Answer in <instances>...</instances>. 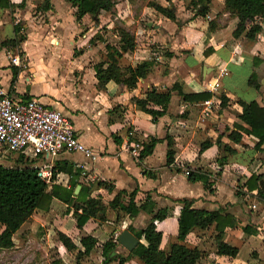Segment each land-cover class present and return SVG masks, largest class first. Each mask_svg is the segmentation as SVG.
Returning <instances> with one entry per match:
<instances>
[{
	"label": "crops",
	"instance_id": "crops-1",
	"mask_svg": "<svg viewBox=\"0 0 264 264\" xmlns=\"http://www.w3.org/2000/svg\"><path fill=\"white\" fill-rule=\"evenodd\" d=\"M10 1L14 4L12 9L0 5V42L13 35L11 18L19 21L25 37L14 48L0 43V86L17 97H35L59 109L71 120L78 139L96 156L91 159L79 151H61L49 156L52 164L60 161L63 166V170L55 173L52 182L61 186L64 196L67 195L65 189L74 183L73 194L81 187L79 198L87 193L98 195L106 207L103 219L89 217L78 228L72 209L67 207L65 200L52 195L49 208L34 209L11 235L12 245L0 247V251L14 250L28 232L39 231L42 227L46 235V239L42 238L44 251L47 247L57 251L45 264L54 257L64 262V254L71 251L64 249L56 238L55 230L63 231L78 245L79 236L84 234L95 236L98 242L109 234L117 235L118 228L111 226L112 232L104 233L106 228L102 226L111 229L110 225L119 220L122 221L121 228L128 225L134 228L136 215L130 218L117 207H109L107 202L117 190L128 192L135 188L134 200L137 203L148 192L155 207H168V215L155 222L161 231V247L175 239L176 217L182 204L177 199L184 197L192 199L190 206L218 208L221 214L229 213L235 220L232 225L224 226L222 233L225 242L237 247V252L231 256L216 253L214 222L205 227L193 225L188 229L184 242L197 246L201 251L194 264H264V203L251 195L255 189L235 192L236 186L242 184L250 173L264 171V139L258 146L254 145L257 138L253 134L234 126L238 124L248 128L238 117L240 106L236 99H253L264 105V89L256 90L247 83L251 71L256 72V79L262 85L261 81H264V14L255 18L260 30L249 38L245 30L252 21L245 19V28L233 35L237 17L228 13L223 0H210L204 15L193 14L184 6L183 0H171L176 21L151 8L155 19L152 26L146 22L149 30L143 34V41L140 42L136 36L143 29L136 27L134 48L121 55L128 57L127 63L131 64L153 58L147 73L138 78L133 87L114 81L98 87L93 64L87 68V80L79 79L76 72L82 71L84 63H81V57L87 49H102L103 40L96 39L94 44H90L88 38L101 26V21L106 27L111 25L110 11H99L95 20L89 13L76 19L75 7L67 0ZM128 3V0L114 2L121 5L113 6L112 10L117 9L114 18H125L127 22L125 15L128 9L125 7ZM34 7H39L40 15H34ZM154 42L166 51L158 53L147 45ZM73 47L79 53L74 54ZM12 65L16 67V75L10 83ZM68 68L74 75L72 83L66 79ZM173 81H177L181 91L189 96L194 93H203L204 96L184 99L172 91L164 113L154 121L130 100L131 96H142L143 91L151 86L163 90ZM213 82H217L215 87H211ZM221 95L225 96L223 103L220 102ZM205 100L209 103L205 104ZM203 108L205 112H202ZM128 126L140 141L147 136L160 138L140 161L126 145ZM231 129L241 133L237 142L228 138ZM216 137L234 149L224 161L218 159L222 152ZM1 152L9 154L4 149ZM35 161L39 163L41 159L37 157ZM188 167L210 172V187H205L200 180H188L185 172ZM98 180L111 183V189L98 184ZM259 181L264 184V179ZM76 185L78 188L74 191ZM121 195L125 202L126 193ZM50 235L53 237L49 239ZM94 248L98 249L99 258L89 262L100 264L99 247Z\"/></svg>",
	"mask_w": 264,
	"mask_h": 264
},
{
	"label": "trees",
	"instance_id": "trees-1",
	"mask_svg": "<svg viewBox=\"0 0 264 264\" xmlns=\"http://www.w3.org/2000/svg\"><path fill=\"white\" fill-rule=\"evenodd\" d=\"M75 7L74 15L78 19L82 14L89 13L93 20L96 19L97 14L101 10L111 11L114 6V0H67ZM166 4H161L158 1L150 0L147 2L156 11L164 16L176 21L175 7L171 0H165ZM210 0H183L186 8H190L193 14L204 15L209 8ZM224 8L229 14L237 17V23L233 29L232 34L237 35L242 29L245 19H250L252 22L247 26L245 34L249 38H253L260 30V24L255 18L264 14V0H223ZM0 5L12 9L14 4L10 0H0ZM13 35L9 38L1 40V44L14 48L24 39L25 35L21 30L19 21L11 18ZM117 41L110 43L99 34L91 35L88 38V43H94L96 39L104 41L105 58L93 63L94 76L98 87H104L107 81L121 82L126 87H133L138 78L143 77L148 69L153 64V58H145L131 64L126 63L120 66L117 58L123 52L130 51L134 48L135 41L133 34L124 26H116ZM75 53L76 51L73 50ZM12 76L10 83H13L16 75V67L11 66ZM256 72L251 71L247 77V83L252 85L256 90L260 87L264 89L263 85L256 79ZM175 91L184 99L186 98H201L203 93H194L189 96L187 93L181 91L179 83L173 81L168 87L163 90H157L155 87L143 91L142 96H131L130 100L134 102L140 110L150 115L151 121L162 115L165 111L166 105L170 99L171 92ZM225 96H220V102L223 103ZM240 106L238 117L248 125L247 127L235 124L234 126L246 133L253 134L257 141L254 145H259L264 139V105L258 104L256 100L244 101L236 99ZM127 130H132L128 126ZM228 138L237 142L241 133L237 130L231 129L228 132ZM129 139H136L133 135H128ZM160 138L155 136H147L141 140V148L138 150L136 156L140 161L144 155L151 152L152 147ZM221 149V154L218 156L219 160H225L227 154L234 151V149L227 143H221L219 137L215 140ZM168 143V141H167ZM17 161L23 160V155L19 154L16 157ZM25 164V162H24ZM63 170L60 161H55L51 167L49 181L37 174L35 167L27 164L6 165L0 162V247H9L12 245L11 235L20 226V224L28 219L31 213L36 208L48 209L50 198L56 195L65 200L67 207L72 209V215L75 217V225L81 228L83 223L89 217L98 219L104 218V211L106 205L101 201L98 195L90 196L88 193L85 197L79 198L82 193L80 187L76 194L72 193L74 183L65 189L67 195L61 193V186L52 182L55 173ZM65 171V170H64ZM187 179L190 181L200 180L205 187H210V172L201 170L200 168L192 169L185 168ZM264 179V171L259 173H250L242 184L236 186V193H244L255 189V193L251 194L260 202L264 203V186L258 184L259 180ZM104 188L110 190L112 184L105 180H98ZM244 185V190L242 189ZM126 193V201L123 202L121 194ZM136 189H131L128 192L120 189L107 202L109 207H117L128 217H134L140 210L148 214L144 224L140 227L127 228L138 239L137 243L131 250H127L125 254H121L118 250L116 235L109 234L106 239L98 242L97 238L90 234L79 236L78 245L72 238L63 231L56 229V238L60 241L62 246L67 251H72L76 262L80 261L81 257L87 255L95 246L99 247L101 261L100 264H108V262L115 260V264H122L131 255H135L142 261L143 264H194L195 260L201 255V251L195 245H188L185 241V235L188 229L195 225L198 227H205L211 222H214L216 233L214 234L215 251L218 254L235 255L237 247L230 245L222 239L224 226L232 225L235 220L229 213L221 214L218 208L206 209L202 207L190 206L192 199L178 198L182 204L179 208L177 221V231L175 239L168 241L165 247L160 246L161 231L156 228L155 222L168 215L169 210L166 205L155 207L154 200L145 192L143 200L137 203L134 200ZM78 196V197H77ZM119 218L118 215L115 216ZM48 264H65L60 258L54 257L50 259ZM89 264H95L89 262ZM218 264V263H214Z\"/></svg>",
	"mask_w": 264,
	"mask_h": 264
},
{
	"label": "built area",
	"instance_id": "built-area-1",
	"mask_svg": "<svg viewBox=\"0 0 264 264\" xmlns=\"http://www.w3.org/2000/svg\"><path fill=\"white\" fill-rule=\"evenodd\" d=\"M216 85L217 82H213L211 87ZM204 102L209 103L208 100ZM205 111L203 108L202 112ZM128 134L132 136V131L129 130ZM126 145L131 154L137 156L140 140L128 138ZM0 148L14 156L22 154L25 164L35 167L45 181H49L52 167L49 156L61 151H79L91 159L96 156L78 139L71 120L59 109L35 97H17L1 86ZM37 157L41 159L39 163L35 161ZM24 162L18 164L25 165Z\"/></svg>",
	"mask_w": 264,
	"mask_h": 264
},
{
	"label": "rangeland",
	"instance_id": "rangeland-1",
	"mask_svg": "<svg viewBox=\"0 0 264 264\" xmlns=\"http://www.w3.org/2000/svg\"><path fill=\"white\" fill-rule=\"evenodd\" d=\"M150 0H128V4L126 5L125 8H127L128 10L127 15H125L127 22H125V18L121 19L119 17H115L114 18V13L116 14L117 9L112 10L111 9V15L110 19H112L111 21V25L109 27L104 26V22L101 21V26H99L96 29V32H94L92 35L95 34H99L100 36H102L104 38V40H108V42L110 43H116L117 41V34H116V26H124L125 28H127L131 34H133L134 38H135V28L139 27L142 28L143 31L140 30L139 33H137L136 36H139V41H143V34H146L147 31L149 29H147L148 25L146 24V22H150V25L152 26V24L154 23V17L152 16V12H150V9L152 8L151 6H149L147 4V2ZM158 2H165L164 0H155ZM114 2H116V0H114ZM118 6L120 7L121 5H115L114 7ZM38 8L39 7H34V15H40L41 13L38 12ZM117 8V7H116ZM33 15V13H32ZM38 17V16H37ZM102 18V17H101ZM141 35V36H140ZM138 41V42H139ZM87 44V43H86ZM94 44V43H93ZM149 46H151L154 50H156L158 53H162L165 52L166 49L164 47H160L158 46V43L154 42V43H149L147 44ZM86 46V45H83ZM87 48V47H86ZM73 50H77L75 47H73ZM92 49H87L86 53L83 55V57H81V63L83 64V68L82 71L80 72H76L78 74L79 79L80 78H84L85 80H87V75H88V67H90L94 62H97L103 58H105V48L104 46H102V49H96V50H92ZM80 51V50H79ZM77 53H79L78 51H76ZM75 54V53H74ZM120 66L126 64L128 62V57L126 56H120L119 59L117 58ZM71 69L68 68L67 72L68 75L66 74V79L68 80V82L72 83V81L74 80L73 77L74 75H72V73L70 72ZM263 73V72H262ZM76 76V75H75ZM56 79V78H55ZM4 154V155H3ZM11 156V154L7 153H2L1 149H0V161L6 165H14V164H18L17 160L14 159ZM21 162H23V160H20ZM136 218L133 220L134 226H141L144 224L145 220H146V214H144V212H142V210H140L139 215L136 214ZM121 222L122 221H118L117 223L115 222L114 224L110 225L114 227V229L118 228V231L121 230ZM99 224V223H97ZM123 224V223H122ZM125 225V224H124ZM102 228H106L105 232H112V228L108 229L107 227L102 226ZM102 228L100 227V230L102 231ZM42 227L39 231L35 230L32 231L31 233L28 232V234L26 235L24 241L18 243L17 248H15L14 250H10V249H3L0 251V264H45V262L47 261L48 258H51L55 255L56 252H54L52 250V248H45L44 251V239H42L43 237L46 239V235H44L43 231H42ZM43 233V234H42ZM113 234V233H112ZM53 236H49V239L52 238ZM168 241V240H167ZM166 241V242H167ZM44 243V244H42ZM119 252L121 254H125L127 252V250L125 248H123L121 245L117 247ZM65 251V250H64ZM63 251V252H64ZM71 254V256H70ZM70 254H64V259L67 264H87V262L89 261H94L96 260V258L98 259V255H99V251L97 248H94L91 250V252L87 255V256H83L81 257L80 261L76 262L74 257H73V252L71 251ZM49 260V259H48ZM109 264H115V260H112L111 262H109ZM122 264H143L142 261H140V259H138L136 256L131 255L127 260H125Z\"/></svg>",
	"mask_w": 264,
	"mask_h": 264
},
{
	"label": "water",
	"instance_id": "water-1",
	"mask_svg": "<svg viewBox=\"0 0 264 264\" xmlns=\"http://www.w3.org/2000/svg\"><path fill=\"white\" fill-rule=\"evenodd\" d=\"M264 78V77H263ZM262 83H264V81H261ZM259 185L260 186H264V184L262 183V181H259ZM78 188V185L75 186V189ZM116 241L126 250H131L134 245L137 243L138 239L127 229V228H123L121 229L117 235H116Z\"/></svg>",
	"mask_w": 264,
	"mask_h": 264
}]
</instances>
